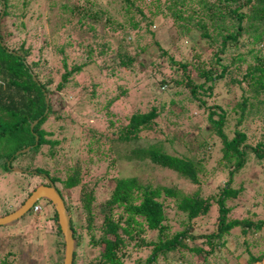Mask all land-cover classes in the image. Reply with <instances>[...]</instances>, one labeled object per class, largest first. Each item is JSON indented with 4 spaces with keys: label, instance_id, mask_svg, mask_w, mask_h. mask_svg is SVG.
Here are the masks:
<instances>
[{
    "label": "trees",
    "instance_id": "1",
    "mask_svg": "<svg viewBox=\"0 0 264 264\" xmlns=\"http://www.w3.org/2000/svg\"><path fill=\"white\" fill-rule=\"evenodd\" d=\"M30 1L0 0V172L8 171L7 166H17L18 159L26 161L23 169L27 170L19 171L21 176L28 178L26 186L20 189L26 195L20 196L15 206L29 195L33 179L39 184L47 177L54 184L69 215L74 239L71 264H81L79 253L84 246L95 252L91 257L86 255L83 264H126L128 249L136 247L148 248L149 253L142 262L136 260L135 264H157L166 259L168 253L182 261L185 260L182 251L193 252L205 259L219 249L223 244L221 238L232 228L239 227L243 236L258 231L260 220L228 218L230 206L227 200L240 195L244 188L241 183L232 185L234 175L244 166L258 167L264 160V0H147V12L136 0H116L117 4L107 10L95 0H75L73 3L60 0L56 17L59 27L52 32V39L44 41L37 49L26 41L23 18L29 14ZM114 11L120 16H112ZM8 17L18 29L13 37L6 26ZM155 19L159 23L170 20L177 41L174 49L179 51L178 54L189 52V58L176 59L169 49L159 45L157 33L152 28ZM75 27L84 34V40L75 37L72 31ZM30 36L35 38L37 34ZM69 50L79 53V63L67 66ZM203 50L207 51L208 58H202ZM149 51L157 56L146 59ZM48 55L52 63L56 60L55 64L59 65L52 68ZM156 57L165 58L171 67L179 70V76H162L164 73L155 62ZM86 66L95 67L107 78L113 77L116 83L127 76L135 77L139 70L153 78L151 85L160 92L169 87L170 81L175 89L179 88L173 91L174 94L181 89L187 91L183 97L186 101L153 97L143 110H132L121 119L113 115L112 120L110 116L107 121V126L112 127L109 138L114 144H131L140 136H146L145 148L139 147L137 151L152 165L170 170L191 184L199 183V176L205 174V162L218 148L220 155L213 164L214 174L218 171L226 176L218 184L217 191L202 196L199 186L187 191L174 185L152 186L134 175H118L114 177L111 195L94 207L93 187L87 190L86 182H81L78 163L64 179L56 175L47 163V156L55 154L48 144L58 142L51 138L54 132L51 125L55 126L66 115H61L57 109L61 98L78 96L76 99L85 102L83 106L93 109L92 114H82L86 121L90 117L98 119L100 107H108L127 93V87L116 85L113 91L118 90L117 94L101 99L97 89L99 83L91 82L87 86L80 80ZM158 75L161 78L156 79ZM225 79L238 88L243 81L246 83L232 105L219 101L217 96L219 92L225 95L234 89L220 88L222 82L227 83ZM185 104L202 113V124L192 123L196 126L192 140L183 143L190 155L165 149L163 141L173 142L176 140L174 135L164 140L156 136V132H160L159 120L171 117L176 120L188 115L190 108ZM50 118H53L51 125ZM248 121L256 124L258 136L249 130ZM227 124L232 127V135L225 130ZM27 146L28 149L21 151ZM75 186L80 190L78 208L83 210L84 224H80L82 217L77 213V207L71 205L63 193ZM160 189L165 196L174 198L176 208L186 217L183 229L172 235L164 223L166 209L170 207L158 199ZM45 200L51 206L43 216L45 234L52 249L49 261L50 264H62L63 236L56 211L51 202ZM37 201L23 215L36 212L35 206L41 210ZM6 205L0 215L15 207ZM214 210L216 215L210 229L195 231L196 222L209 218ZM96 211L102 217L101 235L83 236L84 228L89 230ZM151 234L153 238L148 239ZM197 238H200V245L194 244ZM242 242L247 244L245 239ZM204 244L209 246L208 249L203 248ZM245 249L248 251V247ZM248 255L246 263L264 259L263 253L255 256L249 252ZM9 257L10 252L3 254L0 264H11L13 260L7 259Z\"/></svg>",
    "mask_w": 264,
    "mask_h": 264
},
{
    "label": "rangeland",
    "instance_id": "2",
    "mask_svg": "<svg viewBox=\"0 0 264 264\" xmlns=\"http://www.w3.org/2000/svg\"><path fill=\"white\" fill-rule=\"evenodd\" d=\"M60 0H31L29 5V14L24 17L23 20L26 24L27 34L26 41L33 45L34 49L39 48L40 45L45 41H50L53 37L52 32L56 27H59V20H57L58 12L60 11L57 7ZM75 0H71L73 3ZM100 2V5L105 10L109 9L113 4H117L116 0H95ZM55 2L54 4H52ZM136 3L140 5V8L146 9L147 0H136ZM99 4V3H98ZM52 5V8H49ZM119 5V4H118ZM119 8V7H118ZM132 11V9H131ZM112 16L119 17L120 14L116 11L111 12ZM38 17V18H37ZM135 17H137L135 15ZM138 18V17H137ZM12 18H7L6 26L8 31H11V37L17 35V30L14 25H12ZM156 20V19H155ZM58 25V26H57ZM152 26L156 34V39L159 45L163 49H169L170 53L175 55V58L185 59L189 58L190 53L178 54L177 49L175 50V31L172 27L170 20L165 23H154ZM66 29V28H65ZM76 30V31H75ZM76 38L79 40H84V34L77 27L72 30ZM72 33V36H73ZM31 34H37V37L31 38ZM74 43V42H73ZM75 44V43H74ZM171 48V49H170ZM146 54V59L154 58L152 51ZM155 53H158L157 51ZM202 58H208L209 55L207 51L202 52ZM50 57V55H48ZM67 66L73 63H79L81 61L80 55L77 51L69 50L66 53ZM155 62L160 65L163 71V75L166 78L178 77L180 74L179 70H176L174 66H170L168 62L163 57H156ZM56 60L51 62V57L49 58V65L51 67L58 66L59 63L55 64ZM150 69V66L147 68ZM135 77L127 76L126 79L116 83L113 81V77H105L102 73L98 72L95 67L86 66L84 71L80 75V80L83 81L84 85L89 86L91 82H96L98 84V92L100 93L101 99L105 95L112 96L118 93V90L113 91L116 85H121L122 87H127V93L120 95L115 102H112L108 107L99 108V118L93 119L92 117L83 118L87 112L88 115L94 113L93 109H88L83 106L78 99L62 97L61 101L57 104V109L60 111L61 115H64V120L51 125L53 118L49 120L50 125L54 128V132L51 135L52 139H56L58 142L49 145L50 148L55 152L52 156H47V163L53 169V172L58 175L61 179H64L68 173L71 172L73 166L77 163L79 164V171L81 175V182H86L85 186L87 190L93 187V193L95 196V201L93 206L97 207L102 201L111 195L114 186V177L118 175L130 176L134 175L139 177L142 182H150L152 186H177L186 189L187 191L192 190L195 187H200V194L206 196L207 194H212L217 191L218 184L224 181L226 176L225 173H220L217 171L214 174L213 164L216 157L220 155L218 148L214 150L215 155L205 163V174L199 176L198 184H191L178 178L176 174L170 170L163 169L152 165L146 160L145 155L139 153L137 148H145L147 144L146 136L139 137L130 143H119L114 144L109 138L110 130L112 127L107 126L108 118L113 120L114 118L121 119L125 115L129 114L135 109H145L151 102L153 97L157 98H173L174 100L183 99L187 95V91L184 89L175 94L173 91H177L176 87L170 81L169 87H165L162 91L159 88L152 86L150 77L147 74H142L139 70H136ZM176 74L178 76H176ZM161 78L158 75L159 79ZM240 78V74L237 75ZM227 83H221L220 88H234L233 91L226 92L222 95L219 92L217 95L220 100L225 102L227 105H232L233 102L237 100V96L241 93L242 86H245V82L241 83L240 88L229 83L228 79H225ZM219 88V87H218ZM161 90V88H160ZM162 93V94H161ZM221 95V96H220ZM187 103V102H186ZM190 110L187 112L188 115L174 118H169L168 120H159L160 132H156L157 137H161L164 140L166 137H172L174 135L176 140L173 142L163 141L164 147L168 152H184L186 155H190V152L185 149V143L188 140H192L194 133H196V126L199 123L202 124L200 120L201 114L199 110L192 107V105L185 104ZM90 108V107H89ZM82 110V111H81ZM83 114V115H82ZM234 116V114H232ZM170 120V121H169ZM198 121L199 123L195 122ZM193 123V124H192ZM53 124V123H52ZM167 125V126H166ZM256 124H250L247 122V127L249 130L255 132L258 136V129ZM231 125L227 124L225 130L229 135H232ZM149 137V136H148ZM256 137V136H255ZM184 143V144H183ZM184 145V146H182ZM47 151V149L45 150ZM41 162H43L42 157ZM18 159V158H17ZM46 159V158H45ZM44 159V160H45ZM40 162L39 159H36ZM17 166H7L8 171L0 172V214L6 206L14 205L15 201L20 198V196L26 195L25 191H21L28 178L21 176V173L13 168H20L21 170L25 167L26 161L24 159H18ZM258 167L244 166L241 172L234 175L232 185L238 186L240 183L243 185V190L240 195L230 198L227 200V205L230 206L228 212V218H250L253 221H261V226L258 231L251 233L248 232L246 235H242L239 227H234L230 230L228 234H225L220 241L223 244L220 245L216 252L210 253L205 259H202L193 252L182 251L184 259L180 261L177 259L178 256L167 254L166 259H162L157 264H264V259L261 261H254L252 263H246L249 257V252L252 255H258L260 253L264 254V160L257 165ZM27 169H23L22 171ZM37 180L33 179V182L29 185L32 190L33 187L37 185ZM61 187V185H59ZM27 188V187H26ZM24 188V189H26ZM63 189V188H62ZM64 190V189H63ZM68 202L77 207V213L81 214L80 224H84V213L80 207L79 201V186L72 187L68 190L63 191ZM17 198V199H16ZM158 199L162 201L166 206L170 207L166 209L167 218L164 221L168 228L169 235L180 231L183 229L186 223L185 214L179 212L176 208L174 198L165 196L164 192L160 189ZM40 205V209L33 212L30 215H23L9 223L0 225V257L3 254L10 252V257L7 259L13 260L11 264H50L49 254L52 249L50 247V239L45 234L43 216H45L46 211L51 210V206L46 202L45 198H40L37 201ZM52 208H54L51 203ZM15 206V205H14ZM15 206L13 209H15ZM216 215V210L210 213L209 218H203L196 222L195 231L209 230L212 226L211 222H214ZM101 214L96 211L94 214V220L91 222L89 230L84 228L83 236H89L90 233H94V236L101 235L100 223ZM76 223V222H75ZM78 225V223H76ZM205 230V231H206ZM148 233V232H147ZM146 233V234H147ZM155 236V233H153ZM152 234L148 237L153 238ZM245 239L246 243L242 242ZM197 245H200V238L195 241ZM208 245L204 244L203 248L208 249ZM248 247V251L245 249ZM95 250L84 246L81 248V258H79L80 263H85L88 254L90 257L94 255ZM149 253L147 248H129L128 254L125 258L126 264H135L136 260L141 262L146 258ZM176 259V262H175Z\"/></svg>",
    "mask_w": 264,
    "mask_h": 264
},
{
    "label": "water",
    "instance_id": "3",
    "mask_svg": "<svg viewBox=\"0 0 264 264\" xmlns=\"http://www.w3.org/2000/svg\"><path fill=\"white\" fill-rule=\"evenodd\" d=\"M26 149H28V146L22 149L21 151H24ZM13 169L17 171H21L20 168H13ZM45 181L46 184L36 185L19 206H17L15 209L4 215H0V225L9 223L22 216L38 199L45 198L49 200L53 204L54 209L56 211L57 222L59 224L63 236L64 252L62 258V264H71L74 239L72 236V231L69 226V215L65 207V204L63 202V199L60 196L54 184L48 178H45Z\"/></svg>",
    "mask_w": 264,
    "mask_h": 264
},
{
    "label": "clouds",
    "instance_id": "4",
    "mask_svg": "<svg viewBox=\"0 0 264 264\" xmlns=\"http://www.w3.org/2000/svg\"><path fill=\"white\" fill-rule=\"evenodd\" d=\"M45 178H47V177H45ZM45 178H44V182H43V183H39V184H46ZM38 209H39V208H38ZM36 211H37V210H36Z\"/></svg>",
    "mask_w": 264,
    "mask_h": 264
},
{
    "label": "built area",
    "instance_id": "5",
    "mask_svg": "<svg viewBox=\"0 0 264 264\" xmlns=\"http://www.w3.org/2000/svg\"><path fill=\"white\" fill-rule=\"evenodd\" d=\"M34 209H35V210H38V206H35Z\"/></svg>",
    "mask_w": 264,
    "mask_h": 264
}]
</instances>
